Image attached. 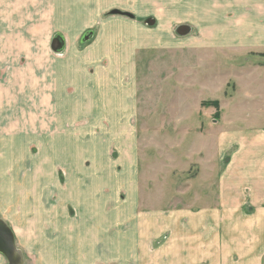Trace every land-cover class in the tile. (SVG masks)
Here are the masks:
<instances>
[{
    "label": "crops",
    "instance_id": "obj_1",
    "mask_svg": "<svg viewBox=\"0 0 264 264\" xmlns=\"http://www.w3.org/2000/svg\"><path fill=\"white\" fill-rule=\"evenodd\" d=\"M134 12L160 17L168 31L175 21L193 20L201 34L212 35L202 38L212 49L264 50V0H0V219L11 228L23 264H264V188L233 202L235 189L222 187L216 202L199 198L197 206L174 203L162 193L143 209L133 181L121 203L120 174L96 164L76 171L81 181L73 187L72 158L55 153V139L48 154L30 151L33 134L23 116L32 112V94L21 87L26 73L37 83L45 76L55 83L58 60L45 53L58 34L71 44L93 31L86 43L102 45L103 33L119 32L105 30L110 21L136 25ZM149 17L156 25L157 18ZM125 32L123 47L115 36V50L137 44L135 26ZM107 66L101 70L103 88ZM129 114L131 126L134 112ZM58 163H64V181Z\"/></svg>",
    "mask_w": 264,
    "mask_h": 264
},
{
    "label": "rangeland",
    "instance_id": "obj_2",
    "mask_svg": "<svg viewBox=\"0 0 264 264\" xmlns=\"http://www.w3.org/2000/svg\"><path fill=\"white\" fill-rule=\"evenodd\" d=\"M134 14L136 25L110 21L114 24L105 28L119 31L123 47V34L135 26L133 50H115L117 34L103 33L98 46L82 41L83 35L71 44L60 35L63 47L45 53L46 59L50 53L58 60L56 82L45 76L37 83L31 71L26 73L21 87L32 94V112L23 116L26 132L33 134L28 139L30 151L48 154L55 139V153L63 160L72 158L73 187L81 181L75 172L96 164L120 174L121 203L133 181L143 209L162 193V198L193 206L216 202L222 187L235 189L233 202L243 193L246 201L252 192H261L264 50L212 49V44L202 42L212 35L201 34L193 20L175 21L168 31L160 17ZM148 16L157 18L156 25L145 23ZM182 23L192 26L186 36L174 31ZM107 64L103 88L100 76ZM70 71L72 80L63 81ZM95 87L104 90L103 99ZM58 171L64 181V163H58Z\"/></svg>",
    "mask_w": 264,
    "mask_h": 264
},
{
    "label": "water",
    "instance_id": "obj_3",
    "mask_svg": "<svg viewBox=\"0 0 264 264\" xmlns=\"http://www.w3.org/2000/svg\"><path fill=\"white\" fill-rule=\"evenodd\" d=\"M115 13H122L120 11H115ZM129 16H132L129 14ZM145 23L149 26L155 23L152 17L145 20ZM191 30L188 25H179L176 27L175 32L179 35H186ZM93 34V31L85 32L82 36V41H88ZM59 37V38H58ZM63 39L60 35H57L55 40H53L52 48L57 51L63 47ZM0 253L5 257V264H23V255L19 249H17L15 244V237L11 228L0 219Z\"/></svg>",
    "mask_w": 264,
    "mask_h": 264
}]
</instances>
